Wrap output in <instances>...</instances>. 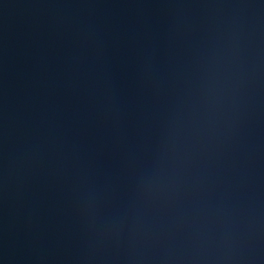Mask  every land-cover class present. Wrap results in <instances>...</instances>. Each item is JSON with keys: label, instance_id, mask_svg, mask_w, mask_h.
<instances>
[{"label": "water", "instance_id": "obj_1", "mask_svg": "<svg viewBox=\"0 0 264 264\" xmlns=\"http://www.w3.org/2000/svg\"><path fill=\"white\" fill-rule=\"evenodd\" d=\"M0 264H264V0H0Z\"/></svg>", "mask_w": 264, "mask_h": 264}]
</instances>
